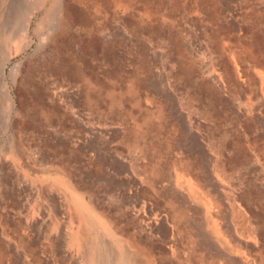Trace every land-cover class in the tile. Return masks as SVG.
I'll list each match as a JSON object with an SVG mask.
<instances>
[{
  "label": "rangeland",
  "instance_id": "rangeland-1",
  "mask_svg": "<svg viewBox=\"0 0 264 264\" xmlns=\"http://www.w3.org/2000/svg\"><path fill=\"white\" fill-rule=\"evenodd\" d=\"M2 59L4 264H264V0H0Z\"/></svg>",
  "mask_w": 264,
  "mask_h": 264
},
{
  "label": "crops",
  "instance_id": "crops-1",
  "mask_svg": "<svg viewBox=\"0 0 264 264\" xmlns=\"http://www.w3.org/2000/svg\"><path fill=\"white\" fill-rule=\"evenodd\" d=\"M195 193V192H194ZM196 194V193H195ZM203 204L206 206V208L208 209V205L207 204H205V202H203ZM5 232H0V264H4V259H5V247H4V243H3V241H4V238H3V236H5V235H7V234H5ZM74 235H75V231H74V227L73 226H71V228H70V233H69V237L70 238H73L74 237ZM8 236V235H7ZM80 247H81V244H80V246H79V249H80Z\"/></svg>",
  "mask_w": 264,
  "mask_h": 264
},
{
  "label": "bare ground",
  "instance_id": "bare-ground-1",
  "mask_svg": "<svg viewBox=\"0 0 264 264\" xmlns=\"http://www.w3.org/2000/svg\"><path fill=\"white\" fill-rule=\"evenodd\" d=\"M41 2V1H40ZM33 8V7H32ZM36 9V8H35ZM31 12V11H30ZM23 13H25V11H23ZM23 13L19 12L16 16H15V22L16 21H21L22 17H23ZM13 15V14H12ZM29 17V16H28ZM26 19V18H25ZM7 20V19H6ZM10 23V22H9ZM23 27V26H22ZM25 27V26H24ZM26 28V27H25ZM8 29V28H7ZM21 30V29H20ZM25 31V30H24ZM18 32V31H17ZM23 34H25V32H23ZM7 41V40H6ZM5 57V56H4ZM7 59H2V61H0V80L3 81L4 79V75H5V67H6V62ZM13 73V72H12ZM79 73V70H78ZM14 81V80H13ZM2 87V86H1ZM1 92V91H0ZM193 151V150H192ZM206 204V203H205ZM2 207V206H1ZM159 219V218H158ZM224 242V241H223ZM234 250V249H233ZM230 251V250H229ZM229 253V252H228ZM233 254V253H232ZM217 257V256H216Z\"/></svg>",
  "mask_w": 264,
  "mask_h": 264
}]
</instances>
